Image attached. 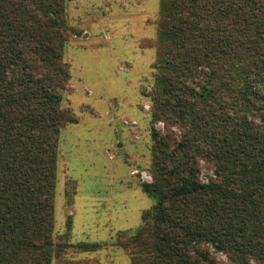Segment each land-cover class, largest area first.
Returning <instances> with one entry per match:
<instances>
[{"label": "trees", "instance_id": "16d2710c", "mask_svg": "<svg viewBox=\"0 0 264 264\" xmlns=\"http://www.w3.org/2000/svg\"><path fill=\"white\" fill-rule=\"evenodd\" d=\"M66 1L0 0V264L100 246L53 235L61 131L79 121L64 97L79 34ZM159 15L141 44L155 48L141 184L154 203L115 245L131 264H264V0H160Z\"/></svg>", "mask_w": 264, "mask_h": 264}, {"label": "rangeland", "instance_id": "374dc122", "mask_svg": "<svg viewBox=\"0 0 264 264\" xmlns=\"http://www.w3.org/2000/svg\"><path fill=\"white\" fill-rule=\"evenodd\" d=\"M159 1H66V20L79 34L63 51L71 75L64 97L79 121L61 131L53 235L100 246L66 247L62 264H131L115 241L136 230L154 203L132 171L151 173L150 99L144 93L154 83L155 48L141 44L156 38ZM154 125L165 132L163 121ZM210 175L202 166L200 180Z\"/></svg>", "mask_w": 264, "mask_h": 264}, {"label": "built area", "instance_id": "2783aa9c", "mask_svg": "<svg viewBox=\"0 0 264 264\" xmlns=\"http://www.w3.org/2000/svg\"><path fill=\"white\" fill-rule=\"evenodd\" d=\"M158 124L161 125L162 122H158ZM161 128H162L161 130L164 129V127H161ZM132 174L135 175L141 183H151L153 180L152 174L148 170H145V169H135L132 171Z\"/></svg>", "mask_w": 264, "mask_h": 264}, {"label": "crops", "instance_id": "0c3cea01", "mask_svg": "<svg viewBox=\"0 0 264 264\" xmlns=\"http://www.w3.org/2000/svg\"><path fill=\"white\" fill-rule=\"evenodd\" d=\"M160 2V1H159Z\"/></svg>", "mask_w": 264, "mask_h": 264}]
</instances>
